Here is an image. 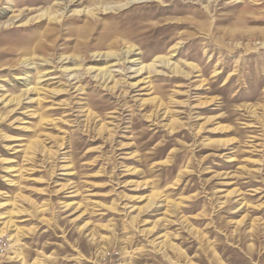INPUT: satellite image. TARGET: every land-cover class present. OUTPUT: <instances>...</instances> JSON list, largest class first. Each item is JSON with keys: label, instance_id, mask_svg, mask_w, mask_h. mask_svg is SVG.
Masks as SVG:
<instances>
[{"label": "rangeland", "instance_id": "rangeland-1", "mask_svg": "<svg viewBox=\"0 0 264 264\" xmlns=\"http://www.w3.org/2000/svg\"><path fill=\"white\" fill-rule=\"evenodd\" d=\"M0 237L264 264V0H0Z\"/></svg>", "mask_w": 264, "mask_h": 264}, {"label": "built area", "instance_id": "built-area-1", "mask_svg": "<svg viewBox=\"0 0 264 264\" xmlns=\"http://www.w3.org/2000/svg\"><path fill=\"white\" fill-rule=\"evenodd\" d=\"M9 251V245L7 241L0 237V257L6 255ZM102 262L98 264H123L121 253L119 251H113L111 253H104L101 259Z\"/></svg>", "mask_w": 264, "mask_h": 264}, {"label": "bare ground", "instance_id": "bare-ground-1", "mask_svg": "<svg viewBox=\"0 0 264 264\" xmlns=\"http://www.w3.org/2000/svg\"><path fill=\"white\" fill-rule=\"evenodd\" d=\"M122 7V6H121ZM223 37V36H222Z\"/></svg>", "mask_w": 264, "mask_h": 264}]
</instances>
